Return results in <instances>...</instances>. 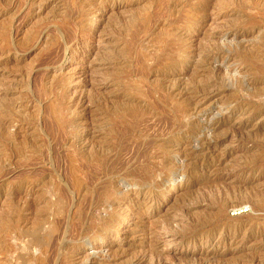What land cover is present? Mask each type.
Segmentation results:
<instances>
[{
	"label": "rangeland",
	"instance_id": "obj_1",
	"mask_svg": "<svg viewBox=\"0 0 264 264\" xmlns=\"http://www.w3.org/2000/svg\"><path fill=\"white\" fill-rule=\"evenodd\" d=\"M0 225V264H264V0H0Z\"/></svg>",
	"mask_w": 264,
	"mask_h": 264
},
{
	"label": "bare ground",
	"instance_id": "obj_2",
	"mask_svg": "<svg viewBox=\"0 0 264 264\" xmlns=\"http://www.w3.org/2000/svg\"><path fill=\"white\" fill-rule=\"evenodd\" d=\"M215 4H216V3H215ZM179 54H180V53H179ZM116 57H117V56H116ZM197 63H198V62H197ZM40 65H41V64H40ZM25 80H26V79H25ZM6 86H7V85H6ZM11 91H12V90H11ZM11 99H12V98H11ZM12 100H13V99H12ZM12 100H11V101H12ZM8 103H9V102H8ZM129 105H130V104H129ZM137 106H138V105H137ZM119 107H120V106H119ZM139 107H140V106H139ZM103 108H104V107H103ZM162 108H163V107H162ZM147 109H148V108H147ZM1 110H2V109H1ZM122 110H123V108H122ZM40 125H41V124H40ZM48 125H49V124H48ZM96 129H97V128H96ZM53 131H54V130H53ZM43 133H44V132H43ZM49 133H51V132H49ZM53 134H54V133H53ZM233 134H234V133H233ZM25 136H26V135H25ZM44 136H45V135H44ZM47 136H48V135H47ZM57 136H59V135H57ZM23 139H24V138H23ZM56 139H57V138H56ZM122 139H123V138H122ZM143 139H144V138H143ZM45 141H47V140H45ZM56 141H58V140H56ZM55 143H56V142H55ZM58 143H59V142H58ZM132 143H133V142H132ZM95 144H96V142H95ZM100 144H101V143H100ZM125 144H126V143H125ZM125 144H124V145H125ZM35 145H36V144H35ZM47 145H48V143H47ZM136 145H138V144L136 143ZM41 146H43V145H41ZM124 147H125V146H124ZM124 147H123V151H124ZM135 147H136V146H135ZM135 147H134V148H135ZM48 148H49V147H48ZM48 148H47V149H48ZM125 148H128V147H125ZM138 148H139V147H138ZM86 149H87V148H86ZM43 150H45V149H43ZM117 150H118V149H117ZM125 150H129V149H125ZM98 151H100V150H98ZM137 151H138V150H137ZM47 152H48V151H47ZM93 152H94V151H93ZM96 152H97V150H96ZM104 152H105V151H104ZM120 152H121V151H120ZM132 152H133V153H132ZM132 152H131V153H132V157H130V159H129V160H131V161H133V160L135 159L134 157H135V155H136V151H133V150H132ZM86 153H87V152H86ZM89 153H90V152H88V154H89ZM91 153H92V152H91ZM91 153H90V154H91ZM99 153H100V152H99ZM102 153H103V152H102ZM118 153H119V152H118ZM121 154H122V153H121ZM95 155H96V154H95ZM92 156H93V154H92ZM137 157H138V156H137ZM141 157H142V156H141ZM116 158H117V161H119V160H118V157H116ZM58 159H59V158H58ZM58 159H57V160H58ZM141 159H142V158H141ZM137 160H139V159H137ZM137 160H135V162H136ZM88 161H89V160H88ZM129 162H130V161H129ZM135 162H134V163H135ZM137 162H138V161H137ZM66 163H67V162H66ZM111 163H112V162H111ZM127 163H128V162H127ZM130 163H131V162H130ZM114 164H115V162L113 163V166H114ZM111 165H112V164H111ZM111 165H110L109 167H112ZM123 165H124V164H123ZM133 165H134V164H133ZM95 166H96V165H95ZM116 166H117V165H116ZM120 166L122 167V164H121ZM124 166H125V165H124ZM131 166H132V165H131ZM88 167H89V166H88ZM90 167H91V166H90ZM109 167H108V168H109ZM84 168H85V167H84ZM103 168H104V167H103ZM116 168H117V167H116ZM94 169H95V168H94ZM114 169H115V168H114ZM105 170H106V169H105ZM122 170H123V169H122ZM106 171H107V170H106ZM96 172H97V171H96ZM102 172H103V171H102ZM108 172H109V169H108ZM117 172H120V171H117ZM145 172H146V171H145ZM85 173H86V172H85ZM97 173H98V172H97ZM81 174H82V173H81ZM91 174H92V173H91ZM93 174H94V172H93ZM112 174H113V173H112ZM115 174H120V173H115ZM115 174H114V175H115ZM134 174H135V173H134ZM109 175H110V174L105 175V176L107 177V176H109ZM131 175H132V174H131ZM171 175H172V174H171ZM173 175H174V174H173ZM82 176H83V175H82ZM89 177H90V176H89ZM89 177H87V178H89ZM96 177H97V176H96ZM170 177H171V176H170ZM93 178H94V177H93ZM93 178H92V179H93ZM118 178H119V177H118ZM140 178H141V177H140ZM157 178H158V177H157ZM165 178H166V177H165ZM95 179H96V178H95ZM102 179H103V178H102ZM167 179H170V178H167ZM54 180H55V179H54ZM87 180H88V179H87ZM89 180H90V178H89ZM93 180H94V179H93ZM113 180H114V179H113ZM170 180H171V179H170ZM69 181H70V180H69ZM90 181H91V180H90ZM96 181H97V180H96ZM99 181H100V180H99ZM160 181H161V180H160ZM165 181H166V180H165ZM73 182H74V181H73ZM97 182H98V181H97ZM97 182H96V183H97ZM55 183H56V182H55ZM91 183H92V182H91ZM96 183H95V184H96ZM104 183H105V182H104ZM173 183H174V182H173ZM158 184H159V183H158ZM170 184H171V183H170ZM89 185H90V184H89ZM103 185H104V184H103ZM43 186H44V185H43ZM136 187H137V186H136ZM69 188H70V187H69ZM91 189H92V188H91ZM102 189H103V188H102ZM64 190H65V189H64ZM70 190H71V189H70ZM117 190H118V189H117ZM53 191H54V190H53ZM61 191H62V190H61ZM65 191H66V190H65ZM68 191H69V190H68ZM68 191H67V192H68ZM92 191H93V190H92ZM62 192H63V191H62ZM67 192H65V193L67 194ZM83 192H84V191H83ZM96 192H97V191H96ZM69 193H70V192H69ZM70 194H71V193H70ZM93 194H94V192H93ZM98 194H99V193H98ZM57 195H58V194H57ZM64 195H65V194H64ZM95 195H96V194H95ZM67 197H68V195H67ZM69 197H70V196H69ZM88 197H89V195H88ZM92 197H93V195H92ZM102 197H103V196H102ZM90 198H91V197H90ZM71 199H72V198H71ZM85 199L87 200V198H85ZM94 199H96V198H94ZM87 201H88V200H87ZM57 202H59V201H57ZM81 203H82V201H81ZM92 203H93V202H92ZM96 203H97V202H96ZM85 204H87V203L85 202ZM189 204H190V203H189ZM55 205H56V204H55ZM61 205H62V203H61ZM87 205H89V204H87ZM95 205H96V204H95ZM95 205H94V206H95ZM45 206H46V205H45ZM56 206H58V205H56ZM64 206H65V205H64ZM83 206H84V205H83ZM58 207H59V206H58ZM58 207H57L56 209H54V210H57ZM60 207H61V206H60ZM88 207H89V206H88ZM89 208H90V207H89ZM235 208H236V207H235ZM242 208H245V207H240V208H238L237 210L242 209ZM80 209H81V208H80ZM84 209H86V208H84ZM63 210H64V209H63ZM66 210H67V209H66ZM86 210H87V209H86ZM57 211H58V210H57ZM57 211H55V212H57ZM60 211L62 212V210H59V212H60ZM88 211H89V210H88ZM64 212H65V211H64ZM180 212H181V211H180ZM46 213H47V212H46ZM80 213H83V211L80 212ZM178 213H179V212H178ZM52 214H53V213H52ZM55 214H56V213H55ZM62 214H63V213H62ZM90 214H91V213H90ZM119 214H120V212H119ZM182 214H184V213H182ZM124 215H125V214H124ZM59 216H61V215H59ZM65 216H67V215H65ZM65 216H64V217H65ZM75 216H76V215H75ZM80 216H81V215H80ZM83 216H84V215H83ZM87 217H88V216H87ZM212 217H213V216H212ZM76 218H77V217H76ZM81 218H82V216H81ZM81 218H80V219H81ZM32 219H33V218H32ZM60 219L62 220V218H60ZM63 219H64V218H63ZM37 220H38V219H37ZM58 220H59V219H58ZM61 220H60V221H61ZM34 221H35V220H34ZM45 221H46V220H45ZM45 221L43 220L42 222H45ZM55 221H56V220H55ZM60 221H59V223H60ZM64 221H65V219H64ZM66 221H67V219H66ZM1 222H2V221H1ZM40 222H41V221H40ZM49 222H50V221H49ZM49 222H47L48 225L50 224ZM37 223H38V222H36V225H37ZM55 223H56V225H57V224L59 225V223H57V221H56ZM84 223H85V218H84ZM107 223H109V222H107ZM163 223H164V222H163ZM63 224H64V223H63ZM165 224H166V223H165ZM33 225H35V224H33ZM33 225H31V226H33ZM61 225H62V224H61ZM64 225H65V224H64ZM0 226H1V225H0ZM2 226H3V225H2ZM38 226H39V225H38ZM38 226H37V227H38ZM65 226H66V225H65ZM65 226H64V227H65ZM185 226H186V225H185ZM33 227H34V226H33ZM33 227H32V228L30 227V228L33 229ZM40 227H42V226H40ZM50 227L52 228V225H51V224H50ZM76 227H79V226H76ZM30 228H28V230H29ZM35 228H36V226H35ZM42 228H43V227H42ZM51 228H50V229H51ZM58 228H59V227H58ZM65 228H66V227H65ZM117 228H118V227H117ZM5 229H6V228H5ZM37 229H38V228H37ZM56 229H57V228H56ZM59 229H60V228H59ZM77 229H78V228H77ZM77 229H76V230H77ZM25 230H27V229H25ZM25 230H24V232H26ZM39 230H40V229H39ZM51 230H53V229H51ZM57 230H58V229H57ZM63 230H64V234H66V233H65V229H63ZM160 230H161V229H160ZM173 230H174V229H173ZM2 231H3V230H2ZM9 231H10V230H9ZM34 231H35V230H34ZM34 231H32V232H34ZM37 231H38V230H36V233H34V235L37 234ZM82 231H83V230H82ZM163 231H164V230H163ZM56 232H57V231H56ZM68 232H69V231H68ZM68 232H67V233H68ZM76 232H78V231H76ZM22 233H23V232H22ZM27 233H28V232H27ZM61 233H62V232H61ZM100 233H101V232H100ZM24 234H26V233H24ZM47 234H48V233H47ZM64 234H63V236H64ZM74 234H75V233H74ZM32 235H33V233H31V236H32ZM45 235H46V234H45ZM71 235H72V234H71ZM71 235H70V236H71ZM76 235H77V234H76ZM76 235H75V237H77ZM102 236H103V235H102ZM54 237H55V236H54ZM58 237H59V236H58ZM100 237H101V235H100ZM62 238H63V237H62ZM85 238H86V237H85ZM54 239H55V238H54ZM54 239H53V240H54ZM58 239H59V238H58ZM60 239H61V238H60ZM76 239H77V238H76ZM53 240H51V242H52ZM68 240H69V239H68ZM71 240H72V239H71ZM71 240H70V241H71ZM101 241H102V240H101ZM38 242H39V240H38ZM56 242H57V241H56ZM60 242H62V241L60 240ZM83 242H85V241H83ZM62 243H63V242H62ZM50 244H51V243H50ZM52 244H53V243H52ZM52 244H51V245H52ZM55 244H56V243H55ZM59 244H60V243H59ZM59 244H58V245H59ZM49 246H50V245H48V248H50ZM55 246H56V245H55ZM56 247H57V246H56ZM60 247H61V246H60ZM48 248H47V249H48ZM52 248H53V245H52ZM61 248H62V247H61ZM40 249H42V248H40ZM45 250H46V249H45ZM45 250H44V251H45ZM48 250H49V249H48ZM55 250H56V249H55ZM55 250H53V251H55ZM60 250H62V249H60ZM49 251H50V250H49ZM51 251H52V250H51ZM55 252H57V251H55ZM49 253H51V252H49ZM151 253H152V252H151ZM21 255H22V254H21ZM55 255H56V254H55ZM149 255H150V254H149ZM156 255H157V254H156ZM49 256H51V255L49 254ZM37 257H38V256H37ZM154 257H155V256H154ZM158 257H161V255L158 256ZM21 258H22V256H21ZM21 258H20V259H21ZM31 258H32V256H31ZM31 258H30V259H31ZM38 258H39V257H38ZM43 258H44V257H43ZM47 258H48V257H47ZM55 258H57V257H55ZM17 259H18V258H17ZM23 259H24V258H23ZM25 259H26V258H25ZM32 259H33V258H32ZM39 259H40V258H39ZM44 259H45V258H44ZM50 259L53 260V258H50ZM57 259H58V258H57ZM57 259H56V260H57ZM48 260H49V259H47V262H48ZM159 260H160V259H159ZM18 261H19V260H18ZM26 261H27V259H26ZM36 261H38V259H37ZM49 261H50V260H49ZM150 261H151V260H150ZM188 261H189V260H188ZM16 262H17V261H16ZM20 262L22 263V261H20ZM33 262H34V261H33ZM33 262H32V263H33ZM47 262H46V263H47ZM50 262H51V261H50ZM61 262H62V261H61ZM51 263H52V262H51ZM51 263H50V264H51ZM188 263H189V262H188ZM16 264H17V263H16ZM18 264H19V263H18ZM25 264H26V263H25ZM47 264H48V263H47ZM159 264H160V263H159ZM183 264H184V263H183Z\"/></svg>",
	"mask_w": 264,
	"mask_h": 264
}]
</instances>
